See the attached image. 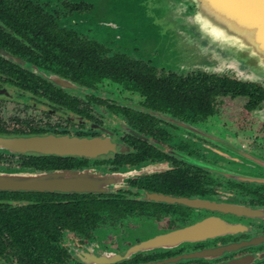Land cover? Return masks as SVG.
I'll return each mask as SVG.
<instances>
[{"label": "flooded vegetation", "instance_id": "1", "mask_svg": "<svg viewBox=\"0 0 264 264\" xmlns=\"http://www.w3.org/2000/svg\"><path fill=\"white\" fill-rule=\"evenodd\" d=\"M145 0H0V264H264V89L158 65Z\"/></svg>", "mask_w": 264, "mask_h": 264}, {"label": "water", "instance_id": "2", "mask_svg": "<svg viewBox=\"0 0 264 264\" xmlns=\"http://www.w3.org/2000/svg\"><path fill=\"white\" fill-rule=\"evenodd\" d=\"M170 69L229 72L264 89V0H145ZM264 117V110L262 113ZM64 173L0 168V191L53 189Z\"/></svg>", "mask_w": 264, "mask_h": 264}, {"label": "rangeland", "instance_id": "3", "mask_svg": "<svg viewBox=\"0 0 264 264\" xmlns=\"http://www.w3.org/2000/svg\"><path fill=\"white\" fill-rule=\"evenodd\" d=\"M144 2H145V1H144ZM144 5H145V4H144ZM145 8H146V7H145ZM146 12H147V15L150 16V18H147V20L149 21V20L153 19V17H152V16H154L153 12H149V11H147V10H146ZM160 53H161V50H160ZM161 54H162V53H161ZM157 64L160 65V66L166 67L165 64L162 63L161 61L158 62ZM231 74H232V73H231Z\"/></svg>", "mask_w": 264, "mask_h": 264}]
</instances>
